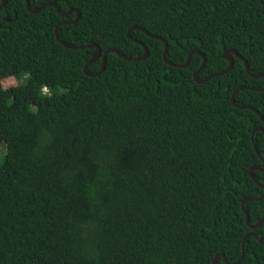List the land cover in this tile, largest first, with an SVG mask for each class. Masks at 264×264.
<instances>
[{"label":"trees","instance_id":"1","mask_svg":"<svg viewBox=\"0 0 264 264\" xmlns=\"http://www.w3.org/2000/svg\"><path fill=\"white\" fill-rule=\"evenodd\" d=\"M78 10L58 34L96 44L104 69L87 76L94 48L55 37L61 17L25 0L0 10V264H212L241 256L251 229L245 197L264 190L249 169L264 162L251 133L264 130V0H29ZM1 4V0H0ZM10 19V22L5 19ZM137 27L127 36L130 28ZM144 29L168 45L147 36ZM102 58L87 72L101 68ZM237 90V91H236ZM235 102L249 108H239ZM253 108L254 110H252ZM259 114H258V113ZM264 157V133L254 134ZM1 149V147H0ZM264 185V170L254 171ZM252 225L264 199L245 203ZM217 264H227L223 258ZM238 264H264L247 237Z\"/></svg>","mask_w":264,"mask_h":264},{"label":"water","instance_id":"2","mask_svg":"<svg viewBox=\"0 0 264 264\" xmlns=\"http://www.w3.org/2000/svg\"><path fill=\"white\" fill-rule=\"evenodd\" d=\"M25 2H26V7H27L28 11L31 12V13H33V14L40 12L41 10H43L44 8H46V7H48V6L55 7L56 10H57V12H58V14H59L61 17H66V16H68V15H70V14H72V13H75V14H76V19L73 20V21H69V22H67V21H66V22H59V23L55 26L54 33H55V37H56V39H57L61 44H63L65 47H67V48H70V49L94 48V49H95L94 54H93V57H92L91 60H89V61L84 65V67H83V72H84L87 76H92V77H94V76H96L97 74H99V73L104 69V67H105V63H106V58H107L108 53H116L117 55L122 56L124 59H126V60H128V61H130V60H131V61L143 60V59H145V58L147 57V55H148V49H147V47L144 46V44H143L142 42L137 41L136 39H132V40H133L134 42H137L139 45L143 46V49H144V54H143L142 56H140V57H136V58H130V57H127V56H123V55H122L117 49H114V48L108 49V50H106V51L102 54L100 48H99L98 45H96V44H90V45H79V46H77V45L66 44V43H64V42H62V41L60 40V38H59V34H58V29H59V27H60L63 23H76V22L78 21L79 17H80V12H79L78 10L71 9V10H69V11L63 13V12L60 11L59 6H58L57 4H55V3H47V4H44V5L40 6V7H31V6H30V3H29V0H25ZM6 4H7V0H1L0 10H1L2 8H4V7L6 6ZM5 20L8 21V22H10V19H8V18H6ZM134 29H138V28H137V27H132V28L129 29V31H128V33H127V36H128L129 38H131V35H130V34H131L132 30H134ZM140 30H141L142 32H144V33H145L147 36H149L150 38L157 39V40H161V41L164 43L163 59H164V61H165L167 64H169V65H171V66H174V67H177V68H185V67L189 64V62H190V58H191V55H192L194 52H190V53L188 54L185 63H183V64H172L170 61L167 60V56H166L167 51H168V45H167V43H166L163 39H161L160 37H157V36H153V35H151V34L148 33L147 31H145L144 29H140ZM197 53L202 57V64H201V66L199 67L198 70H196V71L193 73V78H194V80H195L197 83H203V82L209 80L210 78H213V77H216V76H220V75L226 73V72L232 67V65H233V58H232V55H234V56L238 57L239 59L243 60L244 65H245V69H246V71L249 73L250 76H252V77H254V78L264 77L263 74H252V73L250 72V69H249V66H248L246 60H244L241 56H239V54H238L236 51H233V50H227V51H225V52L223 53V58L226 59V60H228V62H229V65L227 66V68H225L224 70H222V71H220V72H217V73H215V74H211V75L207 76V77L204 78V79H199V78L197 77V75L203 70V68H204V66H205L206 59H205V56H204L203 53H200V52H197ZM98 58H102V63H101V68H100V70H99L98 72H95V73H88V72H87V67H88V65L91 64L92 62H94V61H95L96 59H98ZM245 88H247V89H251V90H257V91H262V90H264V88H263V89H254V88H248V87H240V88H238V90H242V89H245ZM236 91H237V90H236ZM236 91H234V92L232 93V95H231V102H232V104H233L234 106H236V107H239V108H249V106H246V105H238V104L235 102V93H236ZM251 109L254 110L253 108H251ZM257 113H258V112H257ZM258 114H259V113H258ZM261 119L264 121V119L262 118V116H261ZM258 130H260V131H262V132L264 133V130H263V129H255V130H253L252 133H251V140H252V144H253V147H254V150H255L256 154L260 157V159L262 160V162H264V157H262V156L260 155V153H259V151H258V149H257V146H256V144H255V141H254V134H255V132L258 131ZM255 170H257V171H263L264 169H262V168H260V167H258V166H254V167H251V168L249 169V175H250V177L252 178V180H253V181H254V182H255L260 188H262V189L264 190V185H263L262 183H260L259 180L254 176V171H255ZM262 199H264V194H263L262 196H260V197H245V198L242 200V204H241V206H242V211H243V213H244V215H245L246 223L248 224V226H249L251 229H256L257 227L261 226L262 224H264V221H259L258 223L252 225V224L250 223V221H249V216H248V212H247L246 207H245V203H246V202H249V201H256V200H262ZM250 235H253V236H254V237H255L260 243H263V244H264V241L261 240V239H259L258 236H257L256 234H252V233H251V234H248V235L244 236L243 239H242V243H241V256H240V258H239L235 263H229V262L227 261V258H226L225 255H216L215 258H214V260H213V262H212V264H217V261H218L220 258H223V260H224L227 264H238V263L242 260V257H243V254H244L246 239H247V237L250 236Z\"/></svg>","mask_w":264,"mask_h":264},{"label":"rangeland","instance_id":"3","mask_svg":"<svg viewBox=\"0 0 264 264\" xmlns=\"http://www.w3.org/2000/svg\"><path fill=\"white\" fill-rule=\"evenodd\" d=\"M18 83H21V81H19V80H17V79L12 77V78H8V79L3 80L0 84L4 88H9L11 86L17 85ZM0 147H1L0 150L4 151L5 147H4L3 143H1ZM1 159H2V155L0 156V161H1Z\"/></svg>","mask_w":264,"mask_h":264}]
</instances>
